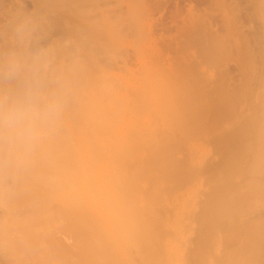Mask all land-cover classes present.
I'll return each instance as SVG.
<instances>
[{"label": "bare ground", "instance_id": "bare-ground-1", "mask_svg": "<svg viewBox=\"0 0 264 264\" xmlns=\"http://www.w3.org/2000/svg\"><path fill=\"white\" fill-rule=\"evenodd\" d=\"M75 1L76 0H0V35H1V37H3L2 38L3 42L1 43L0 47H3L6 45V43L8 41V36L10 34L11 26L13 25V23L15 21H17L20 18H31V19L39 22L40 29H39V32L37 35V39H38V42L42 46H45V47H48V45H49L48 43H50L53 40V38L61 39L64 37H74V36H79V37L85 38V37H88L90 35H94L93 33L102 34V35H106V36L109 35V37H110L113 33H115L112 30L110 24H108L109 27L107 28V26L104 22L100 23L101 21H100L99 15L94 14V13H92L86 17V20L88 22L86 24H87L88 28L86 25H80L79 22H76L75 21L76 18L74 17ZM135 1H137V5L139 4L143 9H145L151 13H153V12H155V10L159 9L160 6L163 7V5H161L163 3L161 0H135ZM165 1H167V0H164V2ZM168 1L171 2L172 0H168ZM173 1L175 2L176 7H177V9L174 12L171 11L172 12L171 15L173 16V19L180 17V18H182V20H185V19H183V12H182V9L184 6L183 7L181 6V4H182L181 1L180 0H173ZM173 1H172V3H173ZM195 1H198V3L200 2L201 4L204 3V1L205 2L211 1V5H218V6L229 4L230 9L236 10V11H242V10H251V7L249 5H247V3L248 2H249L248 4H250V2L254 3L255 0H195ZM201 1H203V2H201ZM244 1H246V4L244 3ZM164 4L166 5L167 3L165 2ZM31 7H32V9H31ZM51 8H53V9H51ZM210 9H212V7L207 6V7H204L201 9L198 7L197 4L191 3L189 5V7L187 8V14L188 15H195V13L197 12L196 10H203L204 13H206V15H208ZM251 11H249L247 13L248 17L252 16ZM109 13H110V16H109ZM109 13H108L109 17H111L112 15H115L113 13L111 15V12H109ZM117 16L118 15H115V17H117ZM115 17H113V18H115ZM44 18H47V19H44ZM42 19H44V21L47 23L49 22L50 19H54L53 20L54 23L50 21L48 25H50L52 23L54 25L56 24L55 31L50 32V33H49V31H48V33L46 32L48 35L45 33V31H41V30H43L42 28L44 27L43 25H41L42 24L41 21H43ZM162 19L163 18H161V21L164 22V20H162ZM239 19L241 20L240 16H239ZM44 21H43V23H44ZM163 22H162V24H160V23L158 24L159 27L161 28L162 31L169 33L171 31V29H169L170 27L168 28V26L164 25L165 22L164 23ZM211 23L209 22V25H211ZM54 25H51V26L53 27ZM51 26H50V28H51ZM227 26H232V25L230 23H228ZM176 28H177L176 30H178L181 27L179 25H176ZM119 30L120 29H117V32ZM91 32H93V33L91 34ZM121 32L122 31L118 32L119 33V35H117L118 37L120 36ZM118 33H116V34H118ZM221 37L224 38L225 36L218 35V33L213 35L210 38L209 46L212 48L214 45H217V43H219V45H222L220 43H223L224 39ZM74 40H75L74 41L75 45H78V42L76 41V39H74ZM87 41L89 43H95L94 46L92 47V49L95 52H103L104 51L103 45H101L103 43L101 40H100L101 42L99 41V38L97 40L88 39ZM171 41L173 42L174 40H170L169 44L171 43ZM67 49L71 53L74 52L75 54H73V53L72 54H61V55L58 54V58L62 63L66 64V65H71L74 67V70H75L74 71V77H73L74 85H76L75 81H78L79 79H80V81L82 80L83 83H81V84L84 85L85 81H83V80L92 76L93 74L91 72L94 71L95 73H97V71H95V69H92L93 71L90 72V69L92 67L91 66H90L91 68L89 67L86 60L84 62V59H81L84 56L81 54V51H83V48H80L78 46H76V47L74 46V47H69ZM246 51H245V53H246ZM262 55H264V53ZM91 58H93L92 60L94 61L95 56L93 55ZM131 59H132V57H131ZM134 59H136V58H134ZM96 60L98 61L99 59L96 58ZM248 62H250V61H248ZM126 64L127 63H125V65ZM255 64H257V63H255ZM119 65H121V63ZM253 66H255V65L253 64ZM117 67H118V65H117ZM261 68H262V66H261ZM119 69L117 68V71H119ZM86 71H88L87 74L90 72V75L89 76L87 75V77L85 75ZM120 71H123V70L121 69ZM128 72H130V71H128ZM95 73H94V75H95ZM126 74H128V73L126 72ZM133 74L134 73L132 72L131 75H133ZM83 75H85V77ZM92 77L89 78L90 81H91V79H93ZM95 77H97V75L94 76V78ZM103 77H105V76H103ZM98 78L99 77H97V79ZM93 80H95V79H93ZM80 81H79V83H80ZM86 81H88V83L90 82L89 80H86ZM104 82H106V80H104ZM110 84L112 85L111 82H110ZM110 84H109V86H110ZM78 85L74 86V89H75L73 91L74 95L72 94V96H71V98L72 99L75 98V100L70 102L72 100L70 98L71 100L69 101L67 110L63 116L59 132H58L54 142L51 144L45 160L43 161L40 168L36 172V176H42V174L45 173V172H43V169H47V170L52 169V171L57 167H61L60 169H63L64 160H65V158H67V154H72L73 155V157L71 158L72 161H71L70 165L68 166V169L70 170V175L68 177H65L64 175L59 174L56 177L44 178L43 182L38 181L36 179V181H37L36 183H35V181L33 183L27 181L25 184H23L21 186L9 187V188H6L5 184L0 183V244H2L0 247L2 250H4L6 252L7 257L9 258L8 264H10L11 262L13 264H187L185 257H187L188 254L191 255V257H192L191 260H193L192 262H190V264H264V228H263L264 225H262V224H264V222H261L259 220L260 222L258 221L259 222L258 223L256 221V225H257L256 227H258L260 225L263 226V227L260 226L259 228L260 229L262 228V229L261 230L259 229V231H257V232H256L257 229H255L254 232L252 230H251L252 232H249L250 230H248V228H251V226L253 227V225H251V226L245 225V226H248V228H247L248 234H251V235L254 234L251 237L252 240L249 239L250 242L248 241V239L247 240L245 239L246 236L245 237L243 236L244 238H242L240 233H243V230H244L243 227L244 226L243 227L241 226L243 229V230L241 229L242 230L241 231L239 229V227H240L238 225L239 223L235 224V225H238L239 232L237 231V229H236V232H234V233H232L233 230L231 232L227 230L228 233H226L225 235L223 233H222L223 234L222 235L221 232H220L221 235H219L218 231L216 230L217 227L220 228L219 225L224 221V220L220 221L221 220L220 218L223 219V217H224V219H225L227 216L229 217V215H231V214L233 215L235 213V212L233 213V210H232V212L230 211L231 209H234V206L237 207V209H238L237 210L235 208L236 212H238V213L234 214V215H238V217L231 216V218L233 217L237 220V219H239V216H242V214L244 215L242 217L245 219H246V216H250L249 214H251V217L253 216L252 214H254V216H255V214L256 215L260 214L259 217L262 218V215L264 214V201H263L264 200V135L262 137V135H260V132H259L257 134V136H255V138H257V140H258L257 143L253 142L254 141L253 140V141H251V142H253L252 144H249L250 142H246V141H243V142H246V145H243V143L240 144V146L241 145L244 146V148L243 147H241V148H243V150H244L243 154H245V155L243 156V154H240V156L237 155V157L234 155L236 157L234 159H236V160L239 159L240 157L241 158L243 157L242 159L240 158L241 160L240 159L237 160L238 163L236 162V160L233 159L235 162V164H234L232 162V160H230L229 158H228V160H226V162L227 161H229V162H227V163L225 162L226 164H228V166H229V164L232 165V163H233L234 165H238L237 167L240 168L242 164L244 165V163H246L248 161V159H246V157H249V158L252 157V159H250V160H254L255 163L256 162L257 163H256V166L252 165L254 167V169H252V171L249 170L251 173L247 172L248 168L245 165V167L247 169L245 168L246 173L245 172H243V173H244V175L249 173V175L247 174L249 177L246 175L244 176V180L246 179V177H248L249 180L246 179L247 182H246V180L243 181V178H241L242 179L241 182L240 181L238 182V180H240V179H238L237 181L233 180L236 183H232L233 181L230 180L231 179L230 177L232 176L230 174L231 172L228 173V175H227V173L222 172L223 175L222 176L220 175V178L216 179V180H215V176L212 177V179H214V180H212L213 182L219 181V183L223 184V185L218 190L219 193L221 192L220 195L218 192L215 191V193H218V195L220 197L217 196L218 200L210 201L211 205L216 204L213 202L219 201L217 203V204H219L221 201V204L224 203V206L222 204L221 209L219 208L220 209L219 214L217 212L218 209L215 208L216 213L218 214V215L216 214V216H217L216 219H218L217 220L218 222L216 223V221H214V220H213V222L216 223L215 224L216 226L214 225V223L213 224L209 223V221L206 224H210V227L205 226L204 222L205 221L207 222V220H205V219H204V221L202 220L204 223L203 227L205 230H203V227H202V231H200V233H198L196 231L199 235H201V232L203 233L199 237L200 242L199 241L196 242L198 245H196V243L193 242V243H195V245L193 244V246L191 245V247H190L189 245L191 244V242H188L189 237L187 236V234L183 235L184 233H187V231L183 232V229H184L183 228V222L186 223L185 222L186 221L185 215H186V213L190 212V211H188V207H189L190 202H192V200L194 199V197L192 196L193 194L190 195V198H189V200H187V202L183 198V196H180V195H178L176 197L175 196L172 197V194H171L172 198H169L170 195L168 196V194L170 193V191L168 193V190H169V187L171 186V183L173 182V179L176 178L175 179L176 182H180L177 180H179V178L180 179L181 178L184 179V177L186 178V174H189V173H185V175L182 174L181 171L184 172V170H180V168L183 167L182 166L183 164L180 163V165L182 167L176 166V164H175L176 160L174 159L175 161H173L172 160L173 158H171V161L174 162L175 167H177V170H176V168H175V171L173 168L171 171L168 170L169 173L173 172V173H171V175L168 173L167 170H165V168H167L165 166L168 164V163H166L168 160L166 158L165 153L168 151V149L170 151L171 145L172 146H174V145L176 146V144L178 145V143L174 142V141H175L176 137L178 139L181 136L179 134H181V133H182V135L183 134L185 135V133L187 134V130L184 128V125H185L184 119L182 120V124L180 121L182 118L185 117V116L184 117L182 116L184 113L182 114L180 111V108H178L179 113L182 114V115L180 114L182 117L178 116L179 113L177 114V116L179 117L178 122H180V123L176 122L178 119L174 118L175 114H174V116L172 115L175 120L172 119L171 121H175L177 123L176 124L175 122H172L173 124H175V126L177 125L175 131L177 130V128H178L177 132L180 131L178 133V135L176 132V137L174 136L175 135V132H173L174 127H172L173 124H170V126L168 125L167 127H170V128L172 127L170 130H172L171 133H174V134H171V135L168 134V135H170L173 138H171L170 136H168L166 134L165 136L163 135L165 138L163 136H159L160 137V139H159V137L156 136V140H157L156 141L155 137L153 135H151L153 133L150 132L151 134H149L147 132V129L150 127V126L145 127V125L147 124L145 121L147 119L145 121L139 120L141 116L138 117L139 112L138 113L136 112L138 107L136 106L137 108L135 111L134 110L135 107L132 106L138 100L137 101L132 100V101H134V103L132 105L125 103L126 101L124 102V100H123L122 101L123 103H120V104H123L122 106L115 105L114 102L116 100L112 101L111 99H109V101H112L113 103L108 102V101L105 103H100L101 100H104V99H102L103 93L109 92V94L107 93L108 96H110L108 98H111L115 94V93H113L114 88L111 91L112 87L111 86H110L111 88L106 87V85H104V83H103L102 87L105 86V88H106L105 89L103 87L105 89L104 91H101V90H103V88L100 87L101 88V90H100L99 87H96L97 92H95L96 91L95 88L94 89L92 88L95 91H91V89H90L87 92V94H85L86 96H84L83 92L85 89L81 88V86H78ZM135 85L133 86V88H135ZM227 86L229 87V85H227ZM125 87L127 88V86H125ZM218 87H217L218 92L214 91V90H213V92L219 93V94H221V93L224 94L225 92L221 91L222 87L221 88L219 87L220 90ZM84 88H86V87H84ZM107 88L109 89V91ZM129 88H131V87H129ZM170 88L175 89L174 85L171 86ZM181 88L182 87H180V89ZM184 88L185 87H183V90H185ZM239 88L237 90H239ZM249 88L250 87H248V89ZM174 89H173V91H175L178 88H176L175 90ZM188 89L190 91L193 90V89L191 90L190 88H188ZM226 89L228 90V88H226ZM233 89L232 90L229 89V90L233 91ZM248 89H247V91H248ZM142 90H143V88H142ZM144 90H146V89H144ZM186 90H187V87H186ZM222 90H223V88H222ZM227 90H225L226 93L229 92ZM133 91H132L130 97H132V95H136V92H135V94H133ZM141 91H139V92H141ZM177 91H179V90H177ZM198 91H199V89H198ZM219 91H221V92H219ZM125 92H123V94ZM162 92H164V91L161 90V93ZM188 92L189 91L187 90V94L189 95V99L191 97L192 101H195L194 103H196L197 95L195 96V94H194L192 96V94L195 93L196 91L192 92V94H191V92L190 93H188ZM241 92H242V90H241ZM184 93H185V91H184ZM184 93L181 91V94H183V96L186 97V99H187L188 95L185 94L186 95L185 96ZM126 94H130V93H128V91H127ZM223 94H222V97H223ZM232 94H234V93H232ZM238 94H241V93L239 92ZM245 94H247V93H245ZM258 94H259V92H258ZM104 95H103V98H106V95L105 96ZM209 95H211V92ZM212 95H215V94H212ZM218 95L216 94L215 96H217V98H218L220 96V95L219 96ZM234 95H236V97L238 96L237 94H234ZM242 95H244V94H242ZM82 96H84V98L87 97L86 98L87 100L82 99L83 98ZM136 96H138V98L142 97V96H139V94ZM151 96H153V92H152ZM165 96H166V94H165ZM175 96L176 95H174V97ZM194 96H195V98H194ZM248 96L251 97L250 95H248ZM253 96L255 97L254 94H253ZM96 97H99L101 100L99 99L100 101H97ZM115 97H119V96H115ZM133 97H135V96H133ZM192 97L194 98V100ZM201 97H203V96H201ZM205 97L206 96H204V98ZM238 97H241V96H238ZM108 98H106V99H108ZM155 98L157 100H158V98L161 99V97H156V96L154 97L153 96V100ZM182 98L180 97L182 103H180L181 101L178 100L179 101L178 103L181 104V106H183V105L188 106V104L193 103V102H191V99L190 100L188 99V101H189V103H188V101H185V98L183 100H182ZM225 98H226V94H225ZM119 99H121V98L119 97ZM133 99H136V97ZM213 99H214V96H213ZM226 99L221 98V100H223V102H224V100H226V102H227L228 98H226ZM113 100H114V97H113ZM151 100H152V97H151ZM151 100H149V101H151ZM201 100H202V98H201ZM230 100H231V98H230ZM232 100H234V98H232ZM232 100L229 101L230 104L229 103H227V104L231 105L233 103ZM218 101H220V100H218ZM101 102H103V101H101ZM119 102H121V101H119ZM129 102H131V101H129ZM155 102L156 101H154V103ZM164 102H165V100H164ZM238 102L240 103V100H238ZM168 103H165V104H168ZM183 103H185V104H183ZM186 103H188V104H186ZM217 103H219V102H217ZM221 103H222V101H221ZM241 104H243V103H241ZM254 104H255V100H254ZM162 105H164V104H162ZM169 105L171 106V104H169ZM220 105H221L220 103L217 104V106H219V107H220ZM224 105H226V104H224ZM257 105L260 106V104H258V103L256 104V106ZM170 106L166 107V108L170 109ZM190 106H191V104H190ZM221 106H223V105H221ZM226 107H229V106H226ZM253 107H252V109H253ZM191 108L194 109V107H192V106H191ZM191 108H189V109L191 110ZM198 108H199V106H198ZM167 109H165V110L167 111ZM183 109H185V108H183ZM189 109H187L186 111H188ZM220 110H221V108H220ZM257 110H258V108H257ZM263 110H264V107H263ZM174 111L176 112V108ZM255 111H256V109H255ZM171 112H173V111H171ZM184 112H185V110H184ZM237 113H238V111H237ZM221 114H223V113H221ZM260 114H261V112H260ZM69 115H72V116H69ZM198 116H200V115H198ZM232 116H233V114H232ZM252 116H254L253 112H252ZM188 117H189V115H188ZM195 118H197V117H195ZM164 120H166V119H164ZM159 121H161V120H159ZM200 121L201 120H199V122ZM251 121H252V119H251ZM260 121H263V118ZM166 122H167V120H166ZM166 122H165V124H166ZM151 123H152V120H151ZM260 123L261 122H259V124ZM163 124H164V122H163ZM259 124H258V126L261 125V124L260 125ZM256 125H257V123H256ZM191 126H192V124H191ZM191 126L190 125L188 126L187 122H186V125H185L186 128L191 127ZM162 127H163V125H162ZM164 127H166V126L164 125ZM260 127H256V129L260 128ZM262 128H264V127H261V129ZM152 129H154V128H152ZM167 129H166V131H167ZM185 130H186V132H184ZM256 132L257 131H255V133ZM244 133H246V132H244ZM154 134H156V133H154ZM162 134L163 133H161L159 135H162ZM242 134H243V131H242ZM242 134L240 136H241V139L243 140L244 137H242ZM185 136H187V135H185ZM166 137H170V139L169 138L167 139ZM184 137H180V138H182L184 140V142H186L185 141L186 137L185 138ZM157 138L159 139L160 142L158 141ZM238 138H236V136H235L234 139H237V141H238ZM172 139H174V141ZM261 139L263 141H260ZM166 140H168V141H166ZM180 140H178V141H180ZM242 140H240V141H242ZM171 141H173L174 143L172 142L173 143L172 144ZM223 142H226V141H223ZM169 143H171V145ZM231 143H233L232 140H231ZM231 143H228V145ZM234 144H235V142L233 143V145ZM169 145H170V147H169ZM184 145H185V143H184ZM237 146H239L238 143H237ZM167 147H169V148H167ZM179 147H181V145ZM185 147H187V146H185ZM241 148H239V150H241V152H242ZM175 149L177 150V147ZM172 150H173V148H172ZM245 150H247V151H245ZM245 152H247V153H245ZM157 153L159 155V159L156 158ZM168 154L171 156V154H173V153H171V154L168 153ZM229 157H231V155ZM155 159H156V161H155ZM157 161H158V163H157ZM168 162H170V161H168ZM174 164L172 163V165H174ZM248 164L251 165V163H248ZM248 164H247V166L250 167ZM169 165H171V163H169ZM177 165H179V162ZM199 166H201V165H199ZM171 167H173V166H171ZM231 167H234V166L232 165ZM250 168H252V167H250ZM178 169H179V171H178ZM199 169H201V168H199ZM217 169L219 170V168H217ZM224 169L226 170V168H224ZM225 170H224V172H225ZM238 171H237V173L234 172L235 174H237L236 176H238L240 174V173H238ZM179 172H180V174H179ZM241 172H242V170H241ZM243 173H241L240 175H242ZM198 174H200V173L198 172ZM216 174H214V175H216ZM220 174H221V171H220ZM235 174H233V175H235ZM217 175L219 176V174H217ZM229 175H231V176H229ZM190 176H192V175L188 176L189 177L188 180L190 179ZM218 176H216V178H218ZM232 177L234 178V176H232ZM199 178H201V177H199ZM175 180L173 183H175ZM182 180H181L182 183H183V181L188 182L186 179H184L183 181ZM207 182H209V181H207ZM215 182H214V184H215ZM226 183H232V185H233L232 188L234 187V189H232L230 186V187H228L229 188L228 191L231 188L232 190H234L233 193H232V190H231V192L227 191V193H226V190H225L227 188ZM210 184H211V186L213 185L211 182H210ZM234 184H235V186H234ZM62 185H67L68 189L65 191V194L63 196L59 197L57 199V201H55V203H54V198H55L56 194H58L60 192ZM176 185H178V183ZM215 186H217V185L215 184ZM59 187H60V189L57 193V189ZM181 187L182 186L180 185V188ZM208 187H210V186H208ZM200 188H202V187H200ZM245 188H247L249 190L247 192L250 193L247 196H246V194H245V196H243V192L246 191ZM242 189L243 190L245 189V190L242 191ZM226 194H229V195L231 194L234 198L233 197L230 198V196H231L230 195L229 197L226 196V199H224ZM260 195L263 196L261 204H260L261 200L255 202V199H254ZM245 197H246V201H245ZM247 197L250 199H247ZM213 198H214V196L212 197V199ZM219 198H220V200H219ZM229 198L231 200H229ZM242 198L245 201V202L243 201L244 204L242 203V200H243ZM214 199H216V198H214ZM232 199H234L233 202L235 201V204H237V205H234V203H233V207L230 208L229 207L230 204L227 205V202L231 201L230 203H232ZM252 199L254 200V203H256V206L250 207V206H252V203H251V204H249L250 206H248V208H246V205H248L246 203L248 201L253 202ZM226 200H228V201L226 202ZM256 200H258V198ZM170 201H172V203H173L172 205H174V206L169 207L171 204ZM208 201H209V199H208ZM193 203H195V200ZM198 203H199V201H198ZM225 203L229 207V210L226 209V212H224L222 210V208H224V207L228 208V207H226ZM206 204H207V202H206ZM211 205H209V206H211ZM244 205H245V207H244ZM202 206H205V205H202ZM209 206H208V209H210V211H212L211 208L213 206H211V208H209ZM219 207H220V205H219ZM169 208H176V211L175 212L173 211L175 214L172 213L173 216L169 213V212H171V210L168 211ZM225 208H224V210H225ZM208 209H207V211H205L206 209L204 207V209L201 210V209H198V207L196 205L194 207V209L192 208L193 211L192 210L191 211L195 212L196 214H199L200 216L199 215H197V216L201 217V215H203V216L205 214L208 215V213H207ZM235 209H234V211H235ZM221 210L223 212H221ZM249 210H250V212H249ZM244 211L245 212L248 211L249 212L248 215L244 214ZM68 213H70L71 217L73 216L75 219L78 220L75 223V229L77 231H75V233H76L75 234L76 235V245H74V246H75L76 250H74L75 249L74 248L73 249L74 251L70 250L69 248L67 249L66 247L62 246V243H64V241H66L67 239L57 238V236H55L53 233H51L52 225L56 222L58 216L65 217V215H67ZM224 213L226 214L225 215L226 217L223 216ZM209 214H211V212ZM191 217H192V215H191ZM194 217H195V214H194ZM214 217H215V215H213V218ZM242 217H240V219ZM248 218L249 217H247V219ZM252 218H254V217H252ZM263 218H264V216H263ZM194 219H197V218H194ZM194 219L192 218L193 222H194ZM240 219H239V222H240ZM229 220L230 219H228V221ZM249 220H252V219L249 218ZM196 222H197V220H196ZM235 223H237V222H235ZM243 223H245V222H243ZM186 225L189 226V224H186ZM241 225H243V224H241ZM195 226L198 227L196 225V223H195L194 227ZM194 227H193V229L196 228V227L195 228ZM222 227L223 226H221V228ZM225 227H226V225H225ZM225 227H223V228H225ZM199 228H196V229L200 230L201 228L200 229ZM187 229H184V230H187ZM219 230H221V229H219ZM188 234H189V232H188ZM248 234H247V237L250 238V236ZM184 236H187L188 239ZM191 236H193V235H191ZM206 236L209 237L211 242H213V243L216 242L212 248H209V246H206L207 242H206V245L203 244V242H205L207 239ZM197 237H198V235H197ZM195 238H193L192 240H194ZM219 238L225 240L226 242L229 241L230 243L232 242L231 240H235V242H237V244H238V242H240L241 245H238L239 247L238 248L236 247V249H233V248L231 249V248H228L230 243L228 244V242H227L228 246H225V248H226V250H225L224 248H222L223 246L222 247L218 246V241L220 240ZM209 239L207 241H209ZM243 239H245L246 241L249 242V244H248L249 247L247 245V242H245V240H243ZM192 240L190 238V241H192ZM197 240H198V238H197ZM211 242L208 244H212ZM222 242H224V241H221L219 243L222 244ZM226 242H225V244H226ZM252 242H254V243H252ZM188 243H189V245H188ZM244 243H246V245ZM243 244H244V246H243ZM212 245H210V246H212ZM231 245H233V244H231ZM188 251H190V253ZM189 258H190V256H189Z\"/></svg>", "mask_w": 264, "mask_h": 264}, {"label": "rangeland", "instance_id": "rangeland-1", "mask_svg": "<svg viewBox=\"0 0 264 264\" xmlns=\"http://www.w3.org/2000/svg\"><path fill=\"white\" fill-rule=\"evenodd\" d=\"M161 1L163 2L161 4V5H163V7L160 6L161 8L159 7V9L155 10V12L151 13V12H148L147 10L143 9L139 4L137 5V1H135V0H76L75 5H74V17L76 18L75 19L76 22H79L80 25H86L87 26L86 23H88V22L86 20V17L89 16L90 14L94 13V14L99 15V18L101 21L100 23L104 22L106 24L107 28L109 27L108 24H110L112 30L115 33L112 34L113 36L111 35L112 37L111 36L109 37V35L106 36V35L91 32V34L93 33L94 35H90V36L85 37V38L84 37L82 38L79 36L64 37L61 39L53 38V40L50 43H48L49 44L48 47L55 49L57 54H59V55H61V54H72V53L75 54L74 52L71 53L70 51H68L67 48H69V47L78 46L80 48H83V51H81V54L84 56L81 59H84V62L86 60L89 67L90 66L92 67V68L90 67L91 69L89 68L90 72L93 71L92 69H95V71H97V73H95L94 71L91 73L93 75L95 73L94 76L97 75V77H99L97 79V77L94 78V76L92 75L93 77L90 76L89 78L92 77L95 80L91 79V81L89 78H86L85 80H83V81H85L84 85L81 84L83 82H82V80L80 81V79L78 81H75L76 85L79 84L78 86H81V88L85 89L83 92L84 93L83 95L86 96L85 94H87V92L90 89H91V91L96 90L95 92H97L96 87H99L100 90L103 87L105 88V86L102 87V85L104 83V85H106V87H110V86L112 87V88L110 87L111 91L114 88L113 93H115V94L113 96L111 95L112 96L111 98H108V97H110V96H108L109 92H107L108 94L105 92L107 95L105 93H103V95L105 94L106 98H108V99L103 98V95H102V99H104L105 101L101 100L99 97H96L97 101H100V100L103 101V102L100 101V103H105L107 101L112 102V101L116 100L114 102V104L122 106L123 104H120V103H123L122 102L123 100H124V102L126 101L125 103H128L130 105H132L134 103V101H132V100H135V101L138 100L132 106L135 107L134 108L135 111H136V108L138 107L136 112L137 113L139 112L138 117L141 116L139 120L145 121L147 119L145 121L147 123L145 125V127L150 126L149 127L150 129L147 127L149 129V130L147 129V132L149 134L153 133L151 135H153L155 137V140H156V136L159 137V136H163V135L165 136L166 134L167 135L168 134H170V135L174 134V133H171L172 130H170L172 127H174L173 132H175L174 136L176 137V132H177L178 128L175 131L177 125L175 126V124L172 123V122H175V121H171L172 119L173 120L178 119L176 121V122H178L179 117L185 116L184 118H182L180 120L181 124H182L183 119L185 121V125H186V122H187L188 126L189 125L191 126V124H192L191 127H188L189 129L186 128L187 126L185 127V125L183 124L184 128L187 130V134L185 133V135H187V136H185L184 134L182 135V133L179 134V135H181L180 137H184V136L186 137V138L184 137L186 139L185 140L186 142H184V140L182 138H180L179 136H178L179 137L178 139L176 137L175 141H174V139H172L174 142H177L178 145L176 144V146L175 145L172 146L171 143L173 141H171V143H169L171 145L170 151L168 149L169 152L166 150L167 152L165 153L167 160L170 161V162H168V161L166 162V163H168L167 164L168 166L166 165L165 167H167V168L169 166L170 167L168 169L165 168V170L171 171L173 168L175 171V168L177 170V167H175V164H176V166L180 167L181 166L180 163H182L183 167L181 166L182 168H180V170H184V172L181 171V173L184 175H185V173H189V174H186V178L184 177V179H186L188 182H184L183 178H181V179L179 178V180H177L180 182H176V180H175L176 178L173 179V182L175 180V183H173V182L171 183V186L169 187V190H168V193L170 191L168 196L170 195L169 198H172L173 196L176 197V196L180 195V196H183V198L187 202V200H189V198H190V195L193 194L192 196L194 197V199L192 200V202H190L189 207H188V211H190V212L186 213V215H185V220H186L185 222L186 223L183 222V228L184 229L188 228L187 230L183 229V232L187 231V233H184L183 235L187 234V236L189 237L188 242H191V244L189 245V243H188V245L191 247V245L193 246V244L195 245V243L199 241V239H200L199 237L203 234L202 232H201V235H199L198 233H200V231H202V227L204 226V223H205V226L210 227V224H206V223H208V221H209V223H212V224L214 223V225L218 222L217 221L218 219H216L217 213H216L215 208L218 209L217 212L219 214L222 204L224 206V203L221 204V201L219 204H217L219 202L218 201V202H213L216 204L212 203L213 205H211L210 201L218 200L217 196L220 197L219 195L221 192L219 193L218 190L223 185V184H220L219 181H216V182L214 181L215 184L217 185V186H215L214 182L212 181V180H214V179H212V177L215 176V180H216V179H219L220 175L222 176L223 173H227V175H228V173L231 172L230 174L232 176H234V178H233L231 175H229V176H231L230 177L231 181H233V180L237 181L238 179H240V180H238V182L239 181L241 182L242 181L241 178H243V181H245L246 179H248L249 173H251L249 170L252 171V169H254L253 166H256V163H257V162L255 163L254 160H250V159H252V157L249 155L251 158L246 157V159H248V161L246 163H244V165L243 164L241 165L242 168L241 167L239 168V167H237L238 165H234L235 164L234 160H236L234 158H236L237 155L240 156V154H243V151H244L243 145H246V142H250L249 144H252L253 142L257 143L258 140H257V138H255V136H257V134L259 132H260V135H262V137L264 135V131H263L264 128L261 129V127H264V125H263L264 124V116H263L264 115V113H263L264 112V110H263V107H264V92H263L264 91V74H263L264 73V55H262L264 53V0H255L254 3L250 2V4H248L249 3L248 2L247 5H249L251 7L252 11L251 10H242V11L232 10L229 8L230 7L229 4L221 5V6L220 5L219 6L218 5H211V1H206V2L204 1V3H202V4L200 2L198 3V1H195V0H192V1L191 0H185L183 2L181 1V3H182L181 6L182 7L184 6L182 9V12H183V19H185V20H182V18H180V17L173 19V16L171 15V13L177 9L176 4L173 0L172 1L175 5L172 3V1L171 2L168 0L165 1L168 5L164 4L165 3L164 0H161ZM201 2H203V1H201ZM191 3L197 4L198 7L201 9L204 7H207V6L212 7V9H210L208 15H206V13H204L203 10H196L197 12L195 13V15H188L187 14V8L189 7V5ZM244 3L246 4V1H244ZM31 9H32V7H31ZM51 9H53V8H51ZM249 11H251V14H252L251 17L247 16V13ZM109 12H111V15L113 13V14L118 15V16L115 17V15H112L111 17H109L110 16ZM108 13H109V16H108ZM239 16H240L242 21L239 19ZM113 17H115V18H113ZM161 18H163L162 20H164L165 23L163 21H161ZM44 19H47V18H44ZM44 19H42V20L44 21ZM53 20L54 19H50L49 22L51 21L54 23ZM43 21H41L42 22L41 25H43L44 27L43 28L41 27L43 29L41 31H45V33L46 32L48 33V31H49V33L55 31L56 24L54 25L52 23V24L48 25L49 22L47 23L44 21V23H43ZM162 22L164 23V25L168 26V28L170 27L169 29H171V31L169 33L162 31L161 28L159 27L158 24L159 23L162 24ZM209 22L210 23L212 22L211 25H209ZM228 23H230L232 26H227ZM51 25H54V26L52 27ZM176 25H179L181 28L176 30L177 29ZM50 26H51V28H50ZM87 28H88V26H87ZM117 29H120L119 31H122L120 33L119 37L117 36V35H119V33H118L119 31L117 32ZM116 33H118V34H116ZM216 33H218V35L225 36L224 38L221 37L224 39V41H223V43H220L222 45H219V43H217V45H214L211 48L209 46V44H210L209 41H210V38L213 35H215ZM2 38L3 37H1V35H0V45L3 42ZM98 38H99V41L101 40L103 43V44L100 43L101 45H103V49H104L103 52H95L92 49V47L94 46L95 43H89L87 41L88 39L97 40ZM74 39H76V41L78 42V45H75ZM170 40H174V41L173 42L171 41V43L169 44ZM245 51L247 54L245 53ZM93 55L95 56V59H94L95 62L92 60L93 58H91ZM131 57H132V59H131ZM133 57L136 59H134ZM96 58L99 59L98 61L100 63L96 60ZM248 61H250V62H248ZM120 63H121V65H119ZM125 63H127V64L125 65ZM252 63L255 66H253ZM255 63H257V64H255ZM117 65H118V67H117ZM261 66H262V68H261ZM117 68L118 69L120 68L119 71H117ZM121 69L123 71H120ZM128 71H130L131 73L133 72L134 74L131 75V73ZM87 72L88 71H86V74L84 73L86 75V77H87V75L88 76L90 75V72L88 74H87ZM126 72L128 74L129 73L130 74L128 75V74H126ZM85 75H83V76L85 77ZM103 76H105V77H103ZM86 80H89L90 82L88 83V81H86ZM104 80H106L107 83L104 82ZM79 81H80V83H79ZM110 82L112 83V85L110 84ZM109 84H110V86H109ZM133 84L134 85L136 84L135 85L136 89L133 88V86H134ZM76 85H74V86H76ZM173 85H174L175 89L178 88L176 90L173 88L176 92L173 91L172 88H170ZM227 85H229V87ZM83 86L86 88H84ZM125 86H127V88ZM218 86L220 88L221 87L223 88V90L221 88V91L225 92L224 94L223 93L219 94V93L213 92V90L218 92V90H217ZM129 87H131V88H129ZM180 87H182L181 88L182 90L180 89ZM183 87H185L184 88L185 90H183ZM186 87H187V90L189 91L188 93L191 92V94H192V92L196 91L195 93L192 94V96L194 94H195V96L197 95L196 103H194L195 101H192V99L190 97L191 102H193L190 104L192 107H194V109H192L190 104H188L189 103V101H188L189 95L187 94ZM248 87H250V88L248 89ZM92 88L93 89L95 88V90H93ZM104 88L101 91H104L106 89V88L105 89ZM142 88H143V90H142ZM188 88H190L191 90L193 89V90L190 91ZM220 88H219V90H220ZM226 88H228V90ZM238 88H239V90H237ZM144 89H146L147 91ZM198 89H199V91H198ZM229 89L230 90L233 89V91H230ZM247 89H248V91H247ZM74 90L75 89H73V91ZM138 90L139 91L142 90V91L139 92ZM161 90L164 92L161 93ZM177 90H179V91H177ZM225 90H227L229 92L226 93ZM241 90H242V92H241ZM108 91H109V89H108ZM127 91L130 94H126ZM132 91H133V94H135V92H136V95L139 94V96H142V97L138 98V96H136V95H132V97H130ZM181 91L183 93L185 91L184 95L185 94L188 95L187 99H186V97L183 96V94H181ZM221 91H219V92H221ZM123 92H125V93L123 94ZM152 92H153L154 97L155 96L161 97V99L158 98V100H157L155 98L153 100V96H151ZM210 92H211V95H209ZM239 92L241 94H238ZM258 92H259V94H258ZM232 93L237 94L238 96H241V97H238V96L236 97V95H234ZM245 93H247V94H245ZM252 93L255 95V97L253 96ZM165 94H166V96H165ZM212 94H215V95L219 94L220 96L218 95L219 97L217 98V96L212 95ZM222 94H223V97H222ZM225 94H226V98H228L227 102H226L227 99L225 98ZM242 94H244V95H242ZM174 95H176V96L174 97ZM248 95H250L252 98L249 97ZM84 96H82L83 97L82 99L85 100L87 97L84 98ZM115 96H119L121 99H119V97H115ZM133 96H135L136 99H133V98H135ZM195 96H194V98H195ZM201 96H203V97H201ZM204 96H206V97L204 98ZM213 96H214V99H213ZM113 97H114V100H113ZM151 97H152V100H151ZM180 97L181 98L183 97L182 100L185 98V101H188V103H186V104H188V106L187 105L184 106L183 104H185V103L182 104L183 106H181V104L178 103L179 102L178 100L181 101ZM194 98H193V100H194ZM201 98H202V100H201ZM221 98L226 99V100H224L225 103L223 102V100H221ZM230 98H231V100H232V98H234V100H232L233 103L231 105H228L227 103H229V101H231ZM109 99H111L112 101H109ZM73 100H75V98H73L70 102H72ZM149 100H151V101H149ZM164 100H165V102H164ZM218 100H220V101H218ZM238 100H240V103L238 102ZM254 100H255V104H254ZM119 101H121V102H119ZM129 101H131V102H129ZM154 101H156V102L154 103ZM221 101L223 104L221 103ZM217 102H219L223 106H221V105H220V107L217 106V104H219ZM165 103H168V104H165ZM180 103H182V101ZM241 103H243V104H241ZM257 103L260 104V106L259 105L256 106ZM162 104H164L165 106ZM169 104H171V106ZM224 104H226V105H224ZM169 106H170V109H167L166 107H169ZM198 106H199V108H198ZM226 106H229V107H226ZM182 107L185 109H183ZM252 107H253V109H252ZM175 108H176V112L174 111ZM178 108H180V111L182 114L184 113L183 115L181 113H179ZM189 108H191V110ZM220 108H221V110H220ZM257 108H258V110H257ZM165 109H167V111ZM187 109H189V110L186 111ZM255 109H256V111H255ZM184 110H185V112H184ZM171 111H173V112H171ZM237 111H238V113H237ZM252 112H253L254 116H252ZM260 112H261V114H260ZM221 113H223L224 115ZM231 113L233 114V116ZM174 114H175V116H174ZM177 114L179 117L177 116ZM197 114L200 116H198ZM172 115L174 116L175 119L173 118ZM188 115H189V117H188ZM69 116H72V115H69ZM195 117H197V118H195ZM262 118H263V121H260V120H262ZM164 119H166L168 123ZM251 119H252V121H251ZM151 120H152V123H151ZM159 120H161V121H159ZM199 120H201V121L199 122ZM163 122H164V124H163ZM165 122L167 125L165 124ZM259 122H261L260 123L261 125L259 124ZM178 123H180V122H178ZM256 123H257V125H256ZM170 124H173L172 127L171 128L167 127L168 125L170 126ZM258 124L261 127L258 126ZM162 125H163V127H162ZM164 125L168 129L166 127H164ZM256 127H260V128L256 129ZM152 128H154V129H152ZM166 129L168 132L166 131ZM186 130L184 132H186ZM242 131H243V134H242ZM255 131H257V132L255 133ZM179 132L180 131L177 132V135ZM244 132H246V133H244ZM154 133H156V134H154ZM161 133H163V134L159 135ZM241 134H242V137H244L243 140L241 139V136H240ZM170 135H168V136H170ZM235 136H236V138L239 137L238 141H237V139H234ZM170 137H166V138L170 139ZM171 138H173V137H171ZM159 139H160V137H159ZM159 139H158V141H159ZM262 139L260 141H263ZM178 140H180V141H178ZM231 140L233 143L235 142L234 145H233V143H231ZM240 140H242V141H240ZM166 141H168V140H166ZM223 141H226V142H223ZM243 141H246V142H243ZM251 141H253V142H251ZM236 142L238 143L239 146H237ZM184 143H185V145H184ZM228 143H231V144L228 145ZM241 143H243V145L240 146ZM170 145H169V147H170ZM180 145H181V147H179ZM185 146H187V147H185ZM169 147H167V148H169ZM174 147L175 148L177 147V150ZM241 147H243V148H241ZM172 148H173V150H172ZM239 148L242 149V152H241V150H239ZM245 151H247V150H245ZM168 153H170V154L173 153L174 155L171 154V156H170ZM245 153H247V152H245ZM230 155L232 158L229 157ZM244 155L245 154H243V156ZM156 156L155 157L159 159L158 153ZM72 157H73L72 154H67V158H65V160H64L63 169H60L61 167H57L53 171H52V169H50V170L43 169V172H45V173L42 174V176H36V173H35L28 181L31 183H33L35 181V183H36L37 182L36 179H37L38 181L43 182L44 178L56 177L59 174L64 175L65 177H68L70 175V170L68 169V166L70 165V163L72 161L71 160ZM171 158H173L172 159L173 161L176 160L175 164L173 161H171ZM228 158L230 160H232V162L234 163V164L232 163V165L234 167H231L232 165L229 164V166L231 165L230 166L231 168H230L228 166V164H226L227 162H229V161L226 162V160H228ZM239 159H237V160H239ZM237 160H236V162H237ZM155 161H156V159H155ZM178 162H179V165H177ZM157 163H158V161H157ZM169 163H171V165H169ZM172 163L174 165H172ZM248 163H251V165ZM247 164L252 168L248 167ZM199 165H201L202 167ZM245 165L248 168L247 172H249V173H247L248 175L245 174L248 177H246V179L244 180L245 175L243 172L246 171ZM171 166H173V167H171ZM198 167L201 169H199ZM217 168H219V170ZM224 168H226V170ZM237 169L238 170L240 169L239 170L240 172ZM224 170H225V172H224ZM241 170H242V172H241ZM178 171H179V169H178ZM220 171H221V174H220ZM237 171H238V173H240V174L243 173V174L242 175L239 174L238 176H236L237 174H235L234 172L237 173ZM198 172L200 174H198ZM168 173H169V171H168ZM171 173H173V172H170L169 174L171 175ZM216 173L219 174V176ZM232 173L235 175H233ZM179 174H180V172H179ZM214 174H216V175H214ZM189 175H192V176H190V179L188 180ZM216 176H218V178H216ZM199 177H201V178H199ZM181 180L183 181V183L181 182ZM207 181H209V182H207ZM210 182L213 184L212 186H211ZM246 182H247V180H246ZM177 183L179 186L176 185ZM232 183H236V182L233 181ZM232 183H226V185H227V188L225 187L226 193L229 189L228 187L231 186V188H232V186H233ZM180 185L182 186L181 188H180ZM5 186H6V188H9V186H7V185H5ZM208 186H210L211 188ZM234 186H235V184H234ZM200 187H202V188H200ZM231 188L229 190L230 192L232 189H234V187L232 189ZM59 189H60V187L57 189V193H58ZM67 189H68L67 185H62L60 192L58 194H56V196L54 198V203H55V201H57V199L59 197H61L65 194V191ZM245 189H246V191H244ZM245 189L244 190L242 189V191H244L243 196H245V194H246V196L248 194H250L247 192L249 190L247 188H245ZM215 191L218 192L219 195H218V193H215ZM233 191L234 190H232V193H233ZM171 194H172V197H171ZM230 195L226 194L224 199H226V196L229 197ZM213 196L216 199L213 198L214 199L213 200L212 199ZM260 196H257L258 200H256L257 198H254V199H255V202L261 200L260 201V204H261L263 196L262 195H260ZM231 197H233V196L231 195L230 198ZM230 198H229V200H231ZM208 199H209V201H208ZM247 199H250V198L247 197ZM194 200H195L196 204L193 203ZM219 200H220V198H219ZM233 200L234 199H232V203H230L231 201L229 202L228 200H226V202L228 201L227 205L230 204L229 205L230 208L233 207V203H234V205H237V204H235V201L233 202ZM172 201H170L171 204L169 207L174 206V205H172L173 204ZM198 201H199V203H198ZM243 201H244V199L242 200V203L244 204V202L246 201V197H245V201L244 202ZM206 202L208 205L206 204ZM248 202L246 203V204H248V205H246V208H248V206H250L249 204H251V203H252V206H250V207L256 206V203H254V200H253V202L252 201L251 202L248 201ZM196 205H197L198 209H201V210L204 209V207H205V209H206L205 211H207L209 205H211L213 207L211 208V206H209V208H211L212 211H210V209H208V212H207L208 215L205 214L206 216L201 215V217H198L197 215H199V214L192 212L193 211L192 208L194 209V207ZM202 205H205V206H202ZM219 205H220V207H219ZM225 205H226V203H225ZM227 205H226V207H228ZM229 207L228 208L224 207L225 210H224V208H222V210L224 212H226V209L229 210ZM244 207H245V205H244ZM235 208L237 209V207L234 206V209ZM234 209H231L230 211L232 212V210H233V213L235 212L234 214H237L238 212H236V209L234 211ZM170 210H171V212H169V213L172 215V213H174L176 211V208H169L168 211H170ZM222 210H221V212H223ZM209 211L211 212V214H209L210 213ZM249 212H250V210H249ZM249 212L244 211V214L248 215ZM194 214H195V217H194ZM234 214L233 215L231 214V215H229V217L228 216L226 217L225 216L226 214L224 213L223 216H225L227 219L226 218L224 219V217H223V219L220 218L221 220L220 219L219 220L220 221L224 220L223 222L224 223L226 222L227 224L220 222L222 225L220 224L219 225L220 228L217 227L216 230L218 231L219 235H221L222 233L225 235L226 233H228V231L231 232L233 230L232 233L236 232V229L239 232L238 225L240 227L244 226L243 228L245 231L242 229V227L241 228L239 227L240 230L241 229L243 230V233H240V234H241L242 238H244L246 236L245 239L246 240L248 239V241L250 242L249 239H251V237L254 234H252V235L248 234V230H250L249 232H252V231L254 232L255 229H257L256 232L259 231V229H260L259 227L260 226L263 227L262 225H264V224L260 225L261 224L260 223L259 224L260 226L256 227L257 226L256 221L258 222L260 220L261 222H264V218H263L264 214L263 215L261 214L262 218L259 217L260 214L259 215L255 214V216H254V214H252L253 215L252 217H254V218H252L251 214H249L250 216H246V219L242 217V216H244L242 214V216H239V219H240V217H242L241 218L242 220L240 219V222H239V219L236 220L235 218H233L234 216L238 217V215H234ZM191 215H192V217H191ZM213 215H215V217H214L215 219L213 218ZM231 216H233V217L231 218ZM247 217L251 218L252 220H249V218L247 219ZM192 218L193 219L197 218V219H194V222H193ZM204 219L207 220V222L205 221L203 223ZM228 219H230V220L228 221ZM196 220H197V222H196ZM213 220L216 221V223L213 222ZM76 221H78V220L75 219L73 216L71 217L70 213H68L67 215H65V217L58 216L56 222L52 225V228H51L52 229L51 233H53L55 236H57V238L67 239L66 241H64V243H62V246L66 247L67 249L69 248L72 251L76 250V248L74 246V245H76V235H75L76 234L75 231H77L75 229ZM235 222H237V223H235ZM243 222H245V223H243ZM195 223L198 226V227L195 226L196 228H199L201 226L200 227L201 229L199 228L200 230H197L194 227ZM186 224H189V226H187ZM235 224H238V225H235ZM241 224H243V225H241ZM225 225H226V227H225ZM245 225H249V226L253 225V227L251 226V228H248V226H245ZM221 226H223L225 228L222 227L223 228L222 229ZM193 227L196 230L193 229ZM247 228H248V230H247ZM219 229H221V230H219ZM203 230H205L204 227H203ZM188 232H189V234H188ZM220 232H221V234H220ZM194 233L195 234L197 233V234L195 235ZM247 234L250 236V238L247 237ZM191 235H193V236H191ZM197 235H198V237H197ZM187 236H184V237H186L188 239ZM190 238H191V240L193 238H195V239L190 241ZM197 238H198V240H197ZM208 239H209V237H207L206 241L203 242V244L206 245V242H207L206 246H209V248H212L216 242L213 243V242H211L210 239H209V241H207ZM245 239H243V240H245ZM246 240H245V242H247V245H248L249 242ZM221 241H224V242H222V244H221V243H219ZM231 241H232L231 243L229 241H227L228 244L230 243L228 248L236 249V247L237 248L239 247L238 245H241L240 242H238V244H237V242H235V240H231ZM193 242H195V243H193ZM210 242L213 245L208 244ZM225 242H226L225 240L220 239L218 241V246H221V247L223 246L222 248H224L226 250L225 246H228V244L226 242V244H227L226 245ZM252 243H254V242H252ZM231 244H233V245H231ZM244 244L246 245V243H244ZM244 244H243V246H244ZM1 245L2 244H0V246ZM196 245H198V244L196 243ZM210 245H212V246H210ZM248 247H249V245H248ZM188 252L190 253V251H188ZM189 256H190V258H189ZM191 258L192 257L189 254L187 255V257H185L187 264H190V262L193 261V260H191ZM8 259L9 258L7 257L6 252L4 250H2L0 247V264H8ZM10 264H13V263L11 262Z\"/></svg>", "mask_w": 264, "mask_h": 264}, {"label": "clouds", "instance_id": "clouds-1", "mask_svg": "<svg viewBox=\"0 0 264 264\" xmlns=\"http://www.w3.org/2000/svg\"><path fill=\"white\" fill-rule=\"evenodd\" d=\"M31 18L13 23L0 47V183L25 184L54 142L74 89V67L37 39Z\"/></svg>", "mask_w": 264, "mask_h": 264}, {"label": "flooded vegetation", "instance_id": "flooded-vegetation-1", "mask_svg": "<svg viewBox=\"0 0 264 264\" xmlns=\"http://www.w3.org/2000/svg\"><path fill=\"white\" fill-rule=\"evenodd\" d=\"M180 1H184V0H180Z\"/></svg>", "mask_w": 264, "mask_h": 264}]
</instances>
